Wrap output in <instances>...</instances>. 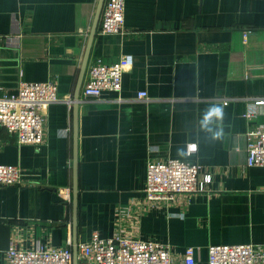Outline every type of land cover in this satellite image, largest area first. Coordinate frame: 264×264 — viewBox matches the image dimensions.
Returning a JSON list of instances; mask_svg holds the SVG:
<instances>
[{
    "label": "crops",
    "instance_id": "1",
    "mask_svg": "<svg viewBox=\"0 0 264 264\" xmlns=\"http://www.w3.org/2000/svg\"><path fill=\"white\" fill-rule=\"evenodd\" d=\"M125 1L132 33L103 35L99 24L82 75L100 0H0V96L23 79L56 80L72 100L43 108L44 144H19L0 126V164L19 166L25 179L0 185V264L16 234L23 247L73 241L77 101L79 241L121 228L167 243L177 256L198 248L203 261L211 244L264 245V167L247 164L248 128L264 124V106L252 104L264 96V0ZM125 54L134 64L121 92L84 100L90 64ZM141 91L149 98H138ZM213 107L223 115L204 127ZM168 157L198 162L212 181L177 204L152 207L148 162ZM68 188L71 202L61 195Z\"/></svg>",
    "mask_w": 264,
    "mask_h": 264
},
{
    "label": "built area",
    "instance_id": "2",
    "mask_svg": "<svg viewBox=\"0 0 264 264\" xmlns=\"http://www.w3.org/2000/svg\"><path fill=\"white\" fill-rule=\"evenodd\" d=\"M125 10V0H105L99 32L103 35L132 33L125 28ZM250 32L245 31V40ZM133 64L132 54L122 55L119 61L110 64L95 59L88 68L83 99L100 100L104 92H121L123 74ZM138 98L147 99L149 96L141 91ZM55 102L72 105L70 97L59 93L56 80L33 82L23 79L17 92L0 96V126L14 134L19 144H44L46 115L43 108ZM252 104L254 110L256 106H264V96L254 97ZM252 116L255 113L251 111L245 114L247 119ZM247 136L248 166L264 167V124L250 125ZM190 145L195 148L188 147L189 155L197 151L196 144ZM24 181V172L19 166L0 164V185H19ZM211 181V171L205 170L198 162L173 157L150 160L144 186L145 197L152 207L177 204L181 197L207 190L206 186ZM61 195L71 202L70 188L61 191ZM17 238L16 234L10 241L4 264H73L71 240L61 248L40 244L23 247ZM199 252L200 249L189 246L182 255L177 256L167 243L117 228L112 236L106 237L100 231H94L88 239L79 241L77 264H264V245L261 244H211L205 261Z\"/></svg>",
    "mask_w": 264,
    "mask_h": 264
},
{
    "label": "water",
    "instance_id": "3",
    "mask_svg": "<svg viewBox=\"0 0 264 264\" xmlns=\"http://www.w3.org/2000/svg\"><path fill=\"white\" fill-rule=\"evenodd\" d=\"M105 0H100L97 14L94 20L88 48L85 53V58L82 66V75L85 73L88 65V61L91 53V46L95 35L97 33L98 25L101 19ZM76 99L79 100V93L76 94ZM78 107L79 102L77 101L74 105V142H75V165H74V184H73V264H77L78 256V224H79V186H78Z\"/></svg>",
    "mask_w": 264,
    "mask_h": 264
},
{
    "label": "clouds",
    "instance_id": "4",
    "mask_svg": "<svg viewBox=\"0 0 264 264\" xmlns=\"http://www.w3.org/2000/svg\"><path fill=\"white\" fill-rule=\"evenodd\" d=\"M222 115H223V111H222L221 108H219V107L210 108L209 111L206 113V115L204 117V120L202 122V125L204 127H207L208 122L211 120V118L213 116H215L217 118H220V117H222ZM217 135H219V133ZM189 148L190 149H194L195 146L194 145H190Z\"/></svg>",
    "mask_w": 264,
    "mask_h": 264
}]
</instances>
